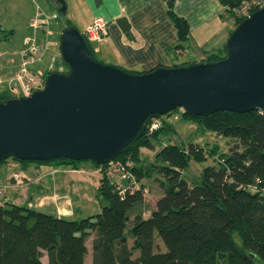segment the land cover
<instances>
[{
    "label": "trees",
    "instance_id": "obj_1",
    "mask_svg": "<svg viewBox=\"0 0 264 264\" xmlns=\"http://www.w3.org/2000/svg\"><path fill=\"white\" fill-rule=\"evenodd\" d=\"M220 1L237 26L244 18L236 15V9L244 0ZM173 19L181 42L177 47L184 48L190 24L175 13ZM73 25L68 20L67 27ZM226 53L225 44L203 61L220 59ZM11 97L9 92L0 91L3 101ZM183 114L199 121L204 131L228 138V149L220 152L218 146L207 149L196 142L164 144L173 132L164 120L158 130L151 134L146 130L129 151L113 160L127 166V178L111 176L110 162L99 165L88 159L102 171L98 190L104 203L96 215L72 218L28 203L3 200L0 264H86L89 238L92 264H264V194L259 189L264 186V113L221 110L209 115ZM158 145L161 148L151 160L143 158L142 148L155 149ZM208 158L214 162L204 166L199 176L185 178L192 160L204 163ZM10 160L18 162L24 171L31 163L78 169L76 163L82 161L10 156L0 164H9ZM14 173L11 180L17 184ZM144 179L153 180L162 189L148 216H144L146 189L139 185ZM20 181L24 185L22 175ZM127 230L132 234V244ZM155 233L165 243L166 251L158 249ZM45 255L47 263L42 259Z\"/></svg>",
    "mask_w": 264,
    "mask_h": 264
},
{
    "label": "water",
    "instance_id": "obj_2",
    "mask_svg": "<svg viewBox=\"0 0 264 264\" xmlns=\"http://www.w3.org/2000/svg\"><path fill=\"white\" fill-rule=\"evenodd\" d=\"M54 6L68 10L67 0ZM116 22L130 25L126 16ZM226 48L217 60L138 73L100 61L76 25L65 28L60 51L69 71L51 72L29 96L0 98V162L68 157L103 165L129 151L153 118L177 108L209 115L264 107V6L236 26Z\"/></svg>",
    "mask_w": 264,
    "mask_h": 264
},
{
    "label": "crops",
    "instance_id": "obj_3",
    "mask_svg": "<svg viewBox=\"0 0 264 264\" xmlns=\"http://www.w3.org/2000/svg\"><path fill=\"white\" fill-rule=\"evenodd\" d=\"M67 3L68 8L73 10L74 20L72 19V21L76 26L78 23L80 24L82 29L79 26L78 28L82 32L95 16L109 19V35L103 40L89 41L90 46L95 55L103 62L113 63L133 72H145L159 66L171 67L203 61L209 54L219 52L224 48L233 28L229 26L218 29L208 44L202 40L198 41V35L203 32L212 33L213 25L221 20H230L235 23L220 0H175L172 7L169 6L170 0H103L99 6H96L95 0H67ZM47 4L48 7H44L48 15L57 11L54 0H47ZM173 13L185 18L190 24L188 39L183 42L185 49L177 47L181 42ZM122 16L128 17L130 25L125 23L121 25L116 22V19ZM51 22L52 38L54 37L55 40H53L58 41L55 35L56 29L53 21ZM66 27L67 25L63 26L62 32ZM1 31H3L2 27ZM31 31L32 29L26 36ZM7 33H11L12 36L15 32L12 29ZM198 42L202 45L197 46ZM193 46H195L194 50ZM180 49H183L182 53L179 52ZM49 54L50 52L47 54L46 60ZM10 65L9 63L1 64V71L4 75L13 74L18 68L19 61L13 67ZM64 167L67 166L57 167L31 163L25 170V175L20 174L24 181L23 186L13 184L10 174L6 180L0 179V197L4 201L19 204L28 203L45 212L77 218L80 209L77 210L75 201L63 191L67 181L61 182L64 181L65 173H74L79 169L67 167L66 170ZM58 173L61 176L57 178ZM48 177L51 178L48 179ZM7 190L10 191L7 192ZM154 207L155 205L147 208L145 205L144 216L150 215ZM85 263L92 264V253L88 252Z\"/></svg>",
    "mask_w": 264,
    "mask_h": 264
},
{
    "label": "rangeland",
    "instance_id": "obj_4",
    "mask_svg": "<svg viewBox=\"0 0 264 264\" xmlns=\"http://www.w3.org/2000/svg\"><path fill=\"white\" fill-rule=\"evenodd\" d=\"M38 6H40L41 9L46 10L44 6L48 7L47 0H0V38H3H1L0 40V77L4 80L7 79L10 75L3 74V72L1 71V64L6 65L7 63H9L11 64L10 66L13 67L15 63H18V51L26 44V34L29 33L30 29H32L31 22L35 18ZM50 18V24L52 23L51 21H53V25L56 29L55 35L59 43L58 45H50V54L47 60L46 57L49 52L45 55V60L40 66L44 70L46 77L51 73L50 64H53L55 66L52 71L58 70L59 72H65L66 70H68V66L61 55L60 40L63 26L67 25L68 20H74L73 10L69 7L67 12L65 13L60 12L59 10L51 12ZM78 26L82 29L79 23ZM213 26L214 28L212 30V33H200L198 35V41L202 40L204 43L208 44L210 38L216 34L218 29L222 27L228 28L229 26H231L230 28H233V31L236 28L234 21L232 22L230 20H221ZM1 27L3 28V31H1ZM5 29L6 31H4ZM12 29L15 33L11 36V33H7V31H11ZM232 31L230 32V34L232 33ZM52 35L50 36V41L54 42L55 39L54 37L52 38ZM22 44L24 45L21 47ZM200 45H202V43L198 42L197 46ZM194 48L195 46L192 47L193 50ZM198 50H201V48H198ZM5 85V82L1 83L0 90L3 89V86ZM183 113V108H177L171 115H163L162 117H159L162 125L164 123V120H167V122H169V124L173 128V132L166 136L164 144L177 143L180 145H188L190 142H196L207 149L218 146L220 148V152L228 149L230 143L228 138L212 131H204V128L201 126L199 121L193 118H186ZM160 148L161 145H158L155 149L142 148L143 158L146 160H151L154 154H156V152ZM10 161L11 162L8 165H5L4 162L0 164L1 180H6L9 174L12 176L14 172H20L19 174L22 173V175H25V171L22 170L18 162H16L15 160ZM212 162H214L213 158H208V160L204 163H198L195 160H192L189 167L184 172L185 178L188 180L196 178L197 176H199L202 168L208 164H211ZM76 166L79 169L77 172L65 173L64 181H62L61 183L67 181V185L65 186V189L63 191L68 197L72 198L75 201L77 210L79 211L80 209L77 218L96 215L101 211V206L104 203V199L99 194L98 190L99 179L102 175V171L100 167H98L91 160L78 161L76 163ZM14 167H17L15 171ZM64 168L66 170L68 169L67 167ZM59 176H61L60 173L57 174V178ZM50 178L51 177H48V179ZM141 184H143L146 189L145 203L147 204V208H151L153 205H155L156 201L161 196L162 189L156 182L151 179H144L141 183H139V185ZM10 190H7V192H9ZM18 190L21 191L22 189ZM0 202H3V199H0ZM126 232L127 236L129 237V241H131L130 244H132V234L128 230ZM236 238H238V241L241 242V239L239 237L236 236ZM155 241L159 246L158 249H162V251L167 250L165 243L157 233H155ZM88 247L89 254H91L92 238L89 239ZM138 254L139 251H136L135 256H137ZM42 259L43 261H48V257H44Z\"/></svg>",
    "mask_w": 264,
    "mask_h": 264
},
{
    "label": "built area",
    "instance_id": "obj_5",
    "mask_svg": "<svg viewBox=\"0 0 264 264\" xmlns=\"http://www.w3.org/2000/svg\"><path fill=\"white\" fill-rule=\"evenodd\" d=\"M262 6H264V0H244L236 9V15L246 18ZM50 19V15L38 6L35 18L31 22L33 31L27 36L25 46L18 51V68L7 79L4 80L0 77V84L6 83V86L0 91L9 92L13 97H21L29 96L44 87L46 76L40 66L45 60V55L50 51V45L59 43L50 41V36L53 34L50 28ZM109 24L110 21L106 17L95 16L83 33L89 41L103 40L109 35ZM179 52L182 53L183 49H180ZM54 67L53 64H50V72ZM257 110L264 113V107ZM161 126L160 118H153L148 125L147 132L151 134ZM109 173L111 176L120 174L123 179L128 177L127 166L122 162H110ZM14 177L17 180V185L23 186L20 174L15 173ZM257 182L261 183V179L258 178ZM259 189L264 194V186Z\"/></svg>",
    "mask_w": 264,
    "mask_h": 264
}]
</instances>
